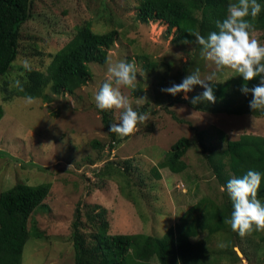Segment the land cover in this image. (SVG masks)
Listing matches in <instances>:
<instances>
[{
  "label": "rangeland",
  "instance_id": "1",
  "mask_svg": "<svg viewBox=\"0 0 264 264\" xmlns=\"http://www.w3.org/2000/svg\"><path fill=\"white\" fill-rule=\"evenodd\" d=\"M138 1L34 0L31 18L21 27L20 55L13 73L4 81L15 79L28 65L45 71L54 54L76 33L75 27L85 22L95 32L116 29L119 33L107 62L90 64L91 79L73 96L50 95L47 101L10 97L3 101L8 93L0 84V105L4 113L0 119V153H5L0 155V193L18 183L51 184L44 206L29 221V226L35 224L43 236L27 241L22 264L74 263L71 223L78 203L84 225L87 221L84 206L99 205L107 209L109 233L161 236L200 199L225 202L228 193L203 157L193 127L205 131L206 142L215 148L225 144L219 134L228 140H237L243 134L264 137V117L198 111L178 101L183 99V93L172 96L161 91L172 83H180L185 65L194 58L198 63L201 61L190 71L198 68L202 78L216 73V78L209 83L222 82L237 74L230 69L218 70L201 54L197 55L194 46L174 44L165 24L135 22ZM252 35L264 43V31L252 32ZM144 56L157 62L150 73L138 59ZM118 60L136 64L137 87H122L121 91L135 110L143 108L150 115L128 137L117 133L120 141L109 151V135L94 95L108 79V67ZM135 90H140L139 95ZM203 90L197 85L187 95L189 98L200 96ZM106 111L111 113L113 124L119 122L122 110ZM172 113L186 123L176 121ZM181 137L190 140V147L182 158L187 168L174 174L160 163ZM94 141L100 146H95ZM108 161L118 163V168H127L128 172L118 170L123 175L117 179L96 176ZM153 168L160 178L155 177ZM121 177L127 182H120ZM92 230L87 225L82 232L89 235ZM257 234L263 235L264 230H258ZM258 235L248 238L257 239ZM203 237L205 234L192 241H201ZM244 240L231 241L228 234L218 233L207 243V249L225 253L232 246L240 251V261L228 252L217 264H248L240 247ZM221 242H227V247H219ZM263 252L264 247L258 253L253 252L250 264H264ZM152 263L158 264L155 259Z\"/></svg>",
  "mask_w": 264,
  "mask_h": 264
},
{
  "label": "trees",
  "instance_id": "2",
  "mask_svg": "<svg viewBox=\"0 0 264 264\" xmlns=\"http://www.w3.org/2000/svg\"><path fill=\"white\" fill-rule=\"evenodd\" d=\"M33 2L34 0H0V84H3L1 87L3 91L8 93L3 101L10 97L40 98L47 101L50 95L73 96L91 79L90 64L104 65L109 51L118 40L119 33L116 29L95 32L90 23L85 22L75 27L76 33L54 54L45 71L28 65L15 79L4 81L13 73L14 63L20 55L21 27L31 18ZM233 2L234 0H139L133 20L141 24L149 22L165 24L168 33H172L174 44L194 46L196 54L200 55V46L195 43L194 33L199 32L207 36L209 32L217 30L216 21L226 16L228 5ZM250 19L253 32L264 31V9L258 16ZM184 40L193 43L186 44L183 43ZM142 58L138 59L143 61L147 73L156 68L155 60L146 56ZM195 61L194 58L185 65L180 74L181 79L191 73L190 69L201 60L199 63ZM243 83V78L238 75L222 82H213L216 96L214 103L201 100L193 105L190 100L178 101L198 111L214 114L264 117V109L250 107L251 93L247 95L241 93ZM258 83L259 78H253L247 82V86L251 89ZM135 92L139 95L140 90ZM98 110L110 139L107 147L109 151L114 150L120 139L116 132L110 131L113 124L111 113ZM140 112L146 111L142 108ZM3 114V107L0 105V119ZM172 117L179 123H186L174 113ZM193 129L203 157L220 184L226 185L231 177L242 175L250 168L264 173V137L243 134L237 140H228L224 134H219L220 140L225 144L222 148H215L206 142L208 137L205 131H198L195 127ZM94 145L100 146L96 141ZM189 147L188 138H179L165 153L160 166L167 167L174 174L183 172L187 165L182 158ZM0 155L5 153L1 152ZM117 165L116 162H106L103 170L96 173V176L117 179V176L123 175H120L118 170L128 172L127 168L121 170ZM153 171L155 177L160 178L157 169L153 168ZM121 178L120 182H127ZM50 188V183L34 185L18 183L0 193V264H22V254L27 241L43 236L35 224L29 226V221L32 215L44 206ZM227 197L222 203H216L207 197L200 199L194 206L184 211L179 221L171 225L161 236L145 233H109L107 209L99 205L84 206L87 218L84 225L78 203L71 223L73 264H153L152 259L158 264H217V261L221 262L228 252H231L230 255L235 260L240 261L238 253L232 246L225 253L222 250L207 249V243L218 233L228 234L231 241L245 238L240 247L244 259L250 264L251 254L258 253L264 247V234L258 235V230H254L250 234L240 236L234 231L227 223L232 211V202L228 194ZM258 197L264 199V179L258 190ZM87 225L93 229L89 235L82 232ZM201 234H205L201 241H192ZM254 235H258L257 239L248 238ZM261 261L264 263L262 256Z\"/></svg>",
  "mask_w": 264,
  "mask_h": 264
},
{
  "label": "clouds",
  "instance_id": "3",
  "mask_svg": "<svg viewBox=\"0 0 264 264\" xmlns=\"http://www.w3.org/2000/svg\"><path fill=\"white\" fill-rule=\"evenodd\" d=\"M262 9L264 0H234L228 5L226 16L216 21L217 30L209 32L207 36L194 33L195 43L200 46V53L205 60L212 62L218 70L230 69L243 78L240 91L245 95L251 93L252 109H264V43L252 35L254 29L250 19L258 16ZM183 43L190 44L193 41L184 40ZM107 72L108 79L95 92V104L100 110H122L119 122L111 124L110 131L127 136L136 130L139 123L146 122L150 115L135 110L121 91L122 87H137V66L131 61L118 60L108 67ZM257 77L259 83L250 89L247 82ZM215 78L216 73L202 78L197 68L180 83H172L161 91L172 96L183 93L182 98L190 100L193 105L201 100L214 103V86L209 82ZM197 85L203 87L202 95L189 98L187 94ZM262 179L264 173L250 168L242 175L231 177L222 186L232 202L227 223L240 236L254 230H264V199L258 197ZM218 246L227 247V242H221Z\"/></svg>",
  "mask_w": 264,
  "mask_h": 264
},
{
  "label": "water",
  "instance_id": "4",
  "mask_svg": "<svg viewBox=\"0 0 264 264\" xmlns=\"http://www.w3.org/2000/svg\"><path fill=\"white\" fill-rule=\"evenodd\" d=\"M235 251L238 253V255H241V253L238 249H235Z\"/></svg>",
  "mask_w": 264,
  "mask_h": 264
}]
</instances>
